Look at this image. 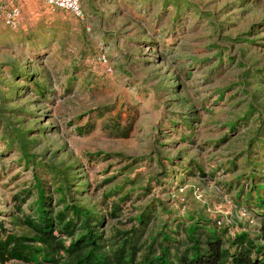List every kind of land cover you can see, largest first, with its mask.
<instances>
[{
	"label": "rangeland",
	"instance_id": "obj_1",
	"mask_svg": "<svg viewBox=\"0 0 264 264\" xmlns=\"http://www.w3.org/2000/svg\"><path fill=\"white\" fill-rule=\"evenodd\" d=\"M80 6L0 0V234L35 236L36 178L72 239V207L91 213L103 253L125 237L137 260L164 247L178 264L209 232L264 248V185L259 205L249 189L264 184V0ZM36 257L0 264H49Z\"/></svg>",
	"mask_w": 264,
	"mask_h": 264
},
{
	"label": "trees",
	"instance_id": "obj_2",
	"mask_svg": "<svg viewBox=\"0 0 264 264\" xmlns=\"http://www.w3.org/2000/svg\"><path fill=\"white\" fill-rule=\"evenodd\" d=\"M249 179V189L254 194L255 203L259 205L262 199L259 197L258 188L264 184L252 183V174L249 175ZM33 187L36 188L37 194L33 201L34 215L28 218L26 223L34 231L35 236L28 238L24 235L0 234V261L16 259L29 262L37 260L36 256H39V259L49 264H176L167 257V248L164 247L159 249L158 254L146 253L137 260L135 247L128 245L125 237L109 254L103 253L99 243V232H95L89 222L91 213L75 206L72 207L71 215L81 217L83 231L72 239L70 229L72 220L71 218L64 220L67 205L64 203L61 209L51 215L43 189L36 178ZM250 190L245 193L247 201L250 199ZM137 222H141V217L137 218ZM195 224L196 221L190 226L192 230ZM160 234L162 239L167 240L166 233ZM209 235L207 248L200 252L196 239L189 234L192 240L189 256L183 255L178 259V264H264L263 246L254 244L247 233H234L227 244H223L215 232H209ZM64 237L69 239L67 243L64 242ZM28 239L40 243L41 246L33 247L23 242ZM250 252L255 254L251 255Z\"/></svg>",
	"mask_w": 264,
	"mask_h": 264
},
{
	"label": "built area",
	"instance_id": "obj_3",
	"mask_svg": "<svg viewBox=\"0 0 264 264\" xmlns=\"http://www.w3.org/2000/svg\"><path fill=\"white\" fill-rule=\"evenodd\" d=\"M82 0H42L44 4L54 8H61L68 10L74 15L81 14L80 2ZM18 16L17 10L14 7H9L3 15L4 22L7 25L13 26L16 22ZM241 216L244 217L247 221H250L244 211L241 212Z\"/></svg>",
	"mask_w": 264,
	"mask_h": 264
}]
</instances>
